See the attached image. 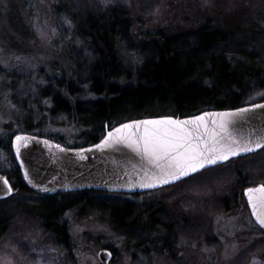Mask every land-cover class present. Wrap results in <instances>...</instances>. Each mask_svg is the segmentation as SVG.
Segmentation results:
<instances>
[{"label":"rangeland","instance_id":"1","mask_svg":"<svg viewBox=\"0 0 264 264\" xmlns=\"http://www.w3.org/2000/svg\"><path fill=\"white\" fill-rule=\"evenodd\" d=\"M111 10L129 21L124 36L130 47L121 45L116 55L131 78L140 63L139 45L160 32L191 34L210 21L252 40L235 60L258 69L264 82V0H0V149L9 134L78 144V129L53 98L73 104L94 97L83 83L71 93L65 84L73 78L72 54L89 63L99 52L97 45L79 43L85 35H102L87 15L97 19ZM259 84L251 85L245 103L264 99ZM8 163L0 150V167ZM256 184H264V149L172 187L107 196L97 201L100 213L78 205L59 220L67 234L63 246L44 228L51 219L42 218L49 205L64 200L48 202L17 189L0 201V264H101V250L111 252L110 264H264V235L256 233L242 201L243 190ZM116 201L131 204L134 216L123 205L116 210Z\"/></svg>","mask_w":264,"mask_h":264},{"label":"trees","instance_id":"2","mask_svg":"<svg viewBox=\"0 0 264 264\" xmlns=\"http://www.w3.org/2000/svg\"><path fill=\"white\" fill-rule=\"evenodd\" d=\"M87 18L93 24L94 32H102V35L97 38L85 35L79 43L91 47L97 45L100 47L99 52L97 58L89 63L79 62L72 54L74 73L73 78L65 84V89L71 93L83 83L89 87L88 91L94 97L86 101L75 100L71 104L54 96V104L62 108L65 121L72 123L79 131L76 138L78 144L73 146L65 145L59 139L48 138L65 147L92 146L102 139L106 127L110 129L129 121L163 116L187 118L210 110L237 109L249 105L245 100L252 84L260 81L259 86H264V82L259 79L263 73L258 69L254 72L245 65L239 67L235 60L239 51L242 50V55L246 54L244 43L252 40L246 36L244 39L243 36L236 37L210 21L191 34L167 35L160 32L155 39L139 45L137 52L140 63L135 76L131 78L130 72L116 55V48L121 49V45L130 47L125 40L130 29L129 21L117 10H111L105 16L96 17L97 19L90 15ZM69 21L75 24L73 18ZM119 82L122 83L119 85ZM261 101L264 99L259 102ZM25 127L30 129L28 125ZM7 137V140L2 141L0 150L9 163L7 167H0V174L7 177L15 190L28 189L32 192L23 182L12 156L13 135L9 134ZM107 196L119 195L82 191L43 197L48 202L64 200L62 206L47 207L42 220L51 219L52 226H45L44 223V228L63 246L67 234L64 223L59 221L61 216L81 204L100 213L102 208L97 204L102 203L97 201L105 202L104 198ZM242 201L245 204L243 197ZM112 204L116 210L125 206L128 213L134 216L131 204L117 201ZM108 219L114 225L113 220Z\"/></svg>","mask_w":264,"mask_h":264},{"label":"water","instance_id":"3","mask_svg":"<svg viewBox=\"0 0 264 264\" xmlns=\"http://www.w3.org/2000/svg\"><path fill=\"white\" fill-rule=\"evenodd\" d=\"M177 135L187 138V147L165 154L159 145L174 140ZM148 138L151 143L146 145ZM262 149L264 101L232 110L205 111L187 118L164 116L125 122L112 129L106 127L98 143L84 148H66L28 134H17L11 141L12 156L23 182L43 196L80 191L140 195L173 186ZM233 152L236 154L232 155ZM223 156L228 158L221 159ZM211 158H216V163H208ZM200 163L204 166L199 167ZM193 165L196 171L191 170ZM182 171L187 174L181 175ZM262 188L263 185L246 188L243 198L251 220L264 233L260 223L264 220ZM14 194L7 177L0 174V201ZM97 258L101 264H110L113 256L110 251L101 250Z\"/></svg>","mask_w":264,"mask_h":264},{"label":"snow or ice","instance_id":"4","mask_svg":"<svg viewBox=\"0 0 264 264\" xmlns=\"http://www.w3.org/2000/svg\"><path fill=\"white\" fill-rule=\"evenodd\" d=\"M195 119H202V118L201 117H197ZM143 123H145V124H159V123H162V122L161 121H144ZM169 123H177V122L169 121ZM123 127H128V125H124ZM109 135H111V133ZM20 139H21V137H17V140H20ZM186 139L187 138L185 136L177 135L174 140L164 141V142H162L159 145V147L164 150L165 154H167L169 150L178 152L180 148H186L187 147ZM145 143H146V145L151 143V139L150 138L146 139ZM97 147H99V145ZM147 151H148V149L146 147V152ZM153 151H155V149H153ZM235 154H236L235 152L232 153V155H235ZM220 158L226 160L228 157L227 156H223V157H220ZM208 163H212V164L216 163V158L209 159ZM203 166H204L203 163L199 164V167H203ZM191 170L192 171H196V165H193ZM186 174L187 173L184 172V171L181 172V175H186ZM4 184L7 185V181L6 180L4 181ZM260 190L264 191V188H262ZM9 191H10V189H9ZM249 191L251 192L253 190L249 189ZM260 223L262 224V226H264V220L260 221Z\"/></svg>","mask_w":264,"mask_h":264},{"label":"flooded vegetation","instance_id":"5","mask_svg":"<svg viewBox=\"0 0 264 264\" xmlns=\"http://www.w3.org/2000/svg\"><path fill=\"white\" fill-rule=\"evenodd\" d=\"M263 185H264V184H263ZM258 232H260L261 235H262V234L264 235V233H262L260 230H258V229L256 228V233H258Z\"/></svg>","mask_w":264,"mask_h":264}]
</instances>
